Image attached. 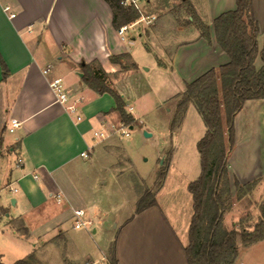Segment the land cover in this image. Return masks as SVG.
<instances>
[{
  "label": "crops",
  "instance_id": "obj_1",
  "mask_svg": "<svg viewBox=\"0 0 264 264\" xmlns=\"http://www.w3.org/2000/svg\"><path fill=\"white\" fill-rule=\"evenodd\" d=\"M189 1L201 20L209 25L212 43L200 36L196 26L139 32V37L144 36L157 45L158 52L152 50L154 72L175 88L172 97L180 95L186 83L230 61L215 42L213 22L221 13L235 10L236 0H208L211 23L199 3ZM253 4L261 34L264 23L259 21L257 10L264 8V0H253ZM6 6L10 7L9 11L5 10ZM11 14L15 17H10ZM112 20V10L105 0H0V56L9 71L4 79L0 63V191L2 184L10 189L15 208L0 206V225L6 219L15 236L29 238L28 219H36L42 226L36 230L42 245L67 241L66 225L71 223L72 229L77 230L74 209H83L86 218L95 224L109 213L114 214L103 204L107 201L103 193L118 184V170L125 168L117 153V136L97 141L93 133L104 121L120 122V119L114 111V99L108 93L100 95L90 89L82 81L78 67L80 63L97 61L110 76L116 77L123 69L120 64L112 63L110 56L128 54L125 63L132 68L128 76L138 86L133 91L132 85L123 88L118 82L116 89L126 103L127 112L133 115L128 107L133 106L132 100L138 95L137 87H144L145 76L135 55L136 47L132 45L135 38L128 43L127 39L122 40ZM160 33L166 35L162 41ZM48 65L53 68L44 74L43 69ZM145 71L149 73L151 69ZM56 77L62 78L66 90L74 97H83L81 121L68 113L66 104L55 101L49 84ZM12 118L21 122L13 134L7 130ZM134 118L141 124L140 117ZM245 124L264 130V100L247 101L236 116V145L232 154L240 145L239 130ZM82 152L88 156H82ZM12 154L17 157L14 163H11ZM232 154L229 158L232 181L237 178L241 184L248 183L242 171L232 168L235 158ZM126 157L132 164L131 158ZM179 175L188 189L191 181L185 172ZM168 178L166 173L156 192L157 205L138 214L133 188L126 186L132 192L133 207L116 235L117 264H187L185 248L189 243L193 199L192 195L191 198L178 196L174 202L161 204L159 196L168 190ZM14 188L18 191L14 192ZM59 192L63 194L61 203L55 197ZM97 232L94 225L91 233ZM65 260L64 264L72 262L69 253ZM107 260L109 264L108 256Z\"/></svg>",
  "mask_w": 264,
  "mask_h": 264
},
{
  "label": "rangeland",
  "instance_id": "obj_2",
  "mask_svg": "<svg viewBox=\"0 0 264 264\" xmlns=\"http://www.w3.org/2000/svg\"><path fill=\"white\" fill-rule=\"evenodd\" d=\"M195 1L199 3L202 13L206 14L207 20L211 23L209 1ZM139 4L144 15L155 16L156 20L149 26L144 23L138 24L125 34L127 43L135 38L132 45L136 47L135 55L139 59L141 72L145 76V85L137 87L138 95L132 100L134 107L132 116L140 117L141 124L135 119L136 123L132 129L128 125L129 137H116L119 160L125 168L120 167L118 170V184L110 192L106 190L107 193H103V196L107 198L103 204H106L114 214L109 213L95 224L98 232L94 235L91 229L73 230L71 223H68L66 225L67 241L56 240L43 245L36 235V230L42 227L38 220L28 219L27 226L31 234L29 238H20L13 234L4 219L0 225V254L5 264H13L29 254H34L41 264H64L68 253L72 257V262L67 261L66 264H108L107 256L110 261L108 247L110 246V250L123 220L132 213V192L130 189L127 190L126 186L133 188L131 190L134 192L136 203L147 190L156 196L160 188L159 183L162 184V180L159 182L158 174L164 167L169 174V182L168 190L159 196L161 204L165 201L174 202L178 196L191 198V193L183 183L185 180L179 174L185 172L187 180L191 182L199 177L201 157L197 143L204 135L206 126L199 110L195 104L191 103L180 123L172 128L177 105V96L172 97L175 88L168 86L164 77L154 72L155 56L152 50L158 52L157 45H154L152 41L149 42L144 36L139 37V32L157 31L162 28L168 31L176 27H198L199 15L189 0L187 2L185 0H140ZM257 12L259 21L264 23V8H258ZM160 34L162 41L166 35ZM258 42L261 50L264 45V31L258 37ZM170 48L172 49L171 45ZM256 66H261L259 55ZM131 69L129 66L116 73V77L111 75L110 85L116 89L118 82L121 87L129 84L133 86L134 91L138 85L128 76ZM146 69H151V72L146 73ZM239 131L242 132V134L240 132V145L232 154L235 158L231 166L233 169L242 171L248 182L261 179L249 192L238 191L231 179L232 192L224 214L223 228L237 231L236 241L239 253L234 264H264V240L244 246L240 236V231L243 229H253L261 214L260 206L264 202V130L260 126L251 127L245 124ZM145 132L152 136H147ZM126 156L131 158L132 164L127 161ZM16 159V155L12 154L11 163H14ZM3 185H1L3 190L0 191V206L14 210L11 201L12 192Z\"/></svg>",
  "mask_w": 264,
  "mask_h": 264
},
{
  "label": "trees",
  "instance_id": "obj_3",
  "mask_svg": "<svg viewBox=\"0 0 264 264\" xmlns=\"http://www.w3.org/2000/svg\"><path fill=\"white\" fill-rule=\"evenodd\" d=\"M105 1L112 10V24L117 30L140 18L136 9L121 5L120 0ZM198 18L200 36L212 43L209 25ZM213 29L215 42L230 61L185 84L184 91L177 96L176 114L172 121V128H175L183 119L188 106L193 103L206 126L204 136L197 143L201 172L188 185L193 199V214L189 226V243L185 248L187 264H234L238 256L237 231L223 228L224 214L232 192L229 158L236 145L235 118L247 101L264 100V45L260 50V30L253 0H236V9L217 16ZM258 55L261 58L260 67L256 66ZM128 57V54L111 55L110 61L120 64L124 69ZM0 63L6 79L9 71L1 56ZM78 67L83 73L82 81L100 95L108 93L115 101L114 111L118 113L120 122L133 127L135 118L126 111L122 95L110 85V75L100 63H80ZM165 175L166 167L158 174L159 182L163 181ZM260 179L241 184L234 178L233 184L238 191L249 192ZM155 205V194L147 190L137 201L135 213ZM260 208L261 214L253 229L240 231L244 246L264 240V202ZM109 254V264H117L115 241ZM0 264H5L1 254ZM13 264L41 263L34 254H29Z\"/></svg>",
  "mask_w": 264,
  "mask_h": 264
},
{
  "label": "built area",
  "instance_id": "obj_4",
  "mask_svg": "<svg viewBox=\"0 0 264 264\" xmlns=\"http://www.w3.org/2000/svg\"><path fill=\"white\" fill-rule=\"evenodd\" d=\"M140 0H120V4L123 6H131L134 9H136L140 13V18L138 21L121 27L118 31L120 32V36L122 40H126V32L132 28L137 26L138 24H145L146 26H149L154 23L156 20L155 16H147L144 15L142 12V8L140 6ZM6 11L10 10V7H5ZM10 17H15V14H11ZM53 66L48 65L45 69H43L44 74H48L52 70ZM50 87L52 88L54 94H55V101L60 104H66V108L69 114L76 117L77 121L82 120V104H83V97L77 96L74 97L73 94L69 93L63 83L62 78L56 77L50 81ZM129 111L133 110V106L130 105L128 107ZM21 122L16 119L12 118L7 126V130L9 133L13 134L16 132V130L20 127ZM131 128V126H130ZM129 126L123 122H111V121H104L101 128L98 130H95L93 133V137L97 141H103L108 138H111L113 136H124L129 137ZM84 157L88 156V153L82 152L81 154ZM36 179H38V175H34ZM14 192H17L18 189L14 188ZM56 200L58 203H61L63 200V194L62 192H59L56 194ZM74 215V227L76 229H92L95 225V223L87 219L85 216V211L83 209H74L73 210Z\"/></svg>",
  "mask_w": 264,
  "mask_h": 264
},
{
  "label": "water",
  "instance_id": "obj_5",
  "mask_svg": "<svg viewBox=\"0 0 264 264\" xmlns=\"http://www.w3.org/2000/svg\"><path fill=\"white\" fill-rule=\"evenodd\" d=\"M79 75L80 76H83V74L82 73H79ZM133 127L131 126V129H132ZM145 134L147 135V136H151V134H149V133H147V132H145Z\"/></svg>",
  "mask_w": 264,
  "mask_h": 264
}]
</instances>
